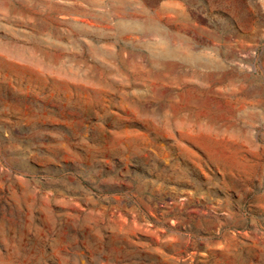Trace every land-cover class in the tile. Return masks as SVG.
Masks as SVG:
<instances>
[{"label": "rangeland", "instance_id": "rangeland-1", "mask_svg": "<svg viewBox=\"0 0 264 264\" xmlns=\"http://www.w3.org/2000/svg\"><path fill=\"white\" fill-rule=\"evenodd\" d=\"M0 264H264V0H0Z\"/></svg>", "mask_w": 264, "mask_h": 264}]
</instances>
